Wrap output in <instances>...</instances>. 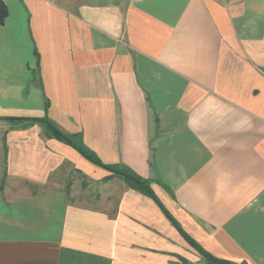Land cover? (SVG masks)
<instances>
[{"label": "crops", "instance_id": "obj_1", "mask_svg": "<svg viewBox=\"0 0 264 264\" xmlns=\"http://www.w3.org/2000/svg\"><path fill=\"white\" fill-rule=\"evenodd\" d=\"M5 2L0 264H264V0Z\"/></svg>", "mask_w": 264, "mask_h": 264}, {"label": "trees", "instance_id": "obj_2", "mask_svg": "<svg viewBox=\"0 0 264 264\" xmlns=\"http://www.w3.org/2000/svg\"><path fill=\"white\" fill-rule=\"evenodd\" d=\"M9 15V8L6 4L5 0H0V24H4L6 21V18ZM48 108V104H47ZM13 120L16 123H22L23 127H28L30 125H33L35 123H40L45 131L47 136L49 137H55L67 144L72 145L74 148H76L83 156H85L87 159L92 161L95 164H98L102 167H105L115 175L120 176L123 178L130 186L133 188L147 194L148 196L152 197L154 200H156L159 205L163 208L165 213L169 217L171 215L169 212L165 209L163 203L160 201V199L156 196L154 189L151 186V182L148 179H145L138 175L136 172H134L131 168L126 166H120V165H114V164H105L100 157L91 149H89L83 142L82 134L81 133H74V134H68L63 132L59 126L48 116L45 115L43 117H29V118H13ZM174 223L178 226L180 232L185 237V239L195 248L197 249L200 254L205 258V260L208 262V264H233L228 263L225 260H222L220 258H217L204 250L200 246V244L194 240L184 229L181 228V226L173 220ZM182 264H188L187 260L182 259Z\"/></svg>", "mask_w": 264, "mask_h": 264}]
</instances>
